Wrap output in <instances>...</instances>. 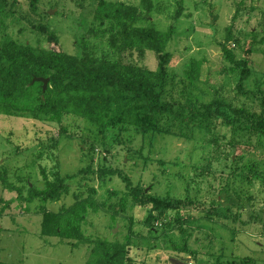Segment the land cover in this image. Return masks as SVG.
Wrapping results in <instances>:
<instances>
[{
	"label": "rangeland",
	"instance_id": "374dc122",
	"mask_svg": "<svg viewBox=\"0 0 264 264\" xmlns=\"http://www.w3.org/2000/svg\"><path fill=\"white\" fill-rule=\"evenodd\" d=\"M31 2L17 0L9 38L28 42L38 51L81 55L87 47L95 55L113 56L110 33L101 35L107 23L94 19L97 0H40L36 9ZM155 2L156 9L148 20L161 30L168 29L179 4L184 8L167 47L172 53L168 66L171 78L164 98L178 99L183 90L204 101L220 96L260 110L264 98V0ZM29 19L47 24L58 42L34 29ZM230 25L234 39L227 42L229 48L251 65L242 91L237 87L240 75L230 70L231 63L222 50ZM90 28H99L100 35L95 36ZM127 58L136 61L138 56L133 52ZM194 59L204 61L202 73L195 85H189L184 71ZM141 63L158 69L152 50ZM229 135L212 144L199 133L187 139L122 125L101 130L73 115L64 116L61 124L44 115L0 113V169L11 182L23 187L24 194L28 184L43 188L44 175L53 178V167L61 176H75L67 179L69 193L62 195L61 201L37 198L26 212V202L15 200L0 215V264H85L92 243L46 232L49 221L62 206H73L77 194L99 205V210L82 223L84 232L109 240L131 236L133 264H228L242 262L247 256H252L255 264H264V146L257 135L245 133L235 135L236 146H232ZM89 165L95 172L81 173ZM100 169L122 171L134 184L144 185L147 192L167 202L189 197L193 203L155 212L152 218L150 206L132 205V201L124 210L117 206L114 211L109 205L120 204L126 183L118 174ZM16 196L17 191L4 187L0 180V200ZM103 201L108 206H103ZM3 204L0 201V207ZM113 215L118 220L114 228ZM45 221L49 224L46 230Z\"/></svg>",
	"mask_w": 264,
	"mask_h": 264
},
{
	"label": "trees",
	"instance_id": "16d2710c",
	"mask_svg": "<svg viewBox=\"0 0 264 264\" xmlns=\"http://www.w3.org/2000/svg\"><path fill=\"white\" fill-rule=\"evenodd\" d=\"M40 0H32L36 9ZM17 0H0V113L5 115L48 116L58 123L66 115L82 117L91 121L101 130L122 125L133 127L141 132H163L178 134L187 139H194L201 134L208 142L216 144L222 138L235 145L239 134L257 135L258 142L264 146V98L261 109L252 110L239 106L233 100L215 96L208 101L201 100L194 94L181 91L178 99L164 98L170 82L169 63L172 53L167 49L171 42L175 24L183 13V6L171 15V24L167 30L159 29L148 16L156 9L155 0L133 2H114L97 0L94 19L107 26L101 35L110 33L113 56L95 55L87 47L81 55L52 49L38 51L28 42H21L7 36L10 20L15 16ZM239 15V9L234 19ZM31 25L40 33H47L50 41L57 43L58 36L49 32L44 22L32 21ZM148 21V24H144ZM228 35L222 50L230 61V70L238 71L237 87L244 90L245 82L251 75V65L247 58L238 59L227 42L233 38L232 25L227 27ZM95 36L100 35L99 28H90ZM83 41L85 36L82 37ZM156 54L158 69L151 70L143 62L147 51ZM137 53V60H130L127 55ZM203 60L194 59L185 68L184 76L189 85H195L201 77ZM35 77L49 78L47 88L43 81ZM182 96H187L183 99ZM64 132H68L63 126ZM222 134V136H221ZM236 146V145H235ZM95 172L89 165L85 171ZM102 173L118 174L126 183L127 191L121 197L119 205L109 207L117 211L124 210L129 201L132 205L150 206V216L155 212H164L169 207L186 206L193 201L187 197L167 202L147 192L146 187L134 184L132 179L122 171L100 169ZM53 178L44 175L43 188L29 185L27 194L23 187L10 181L7 174L0 169V180L4 187L17 191V196L8 200L1 199L0 215L15 200L26 202L23 210L30 211L29 204L39 198L42 202L61 201L69 193L68 174L61 176L58 168L53 167ZM118 192H115L117 194ZM70 208L61 207V212L54 218L45 221L46 232L57 234L68 239L85 240L93 244L85 264H133L130 248L132 238L109 240L100 236L87 235L83 228L91 212H97L99 205L92 198L80 199ZM19 206L21 207L20 203ZM103 206H108L103 201ZM112 228L117 224L113 215ZM45 229V230H46ZM252 256L242 262L228 264H255Z\"/></svg>",
	"mask_w": 264,
	"mask_h": 264
},
{
	"label": "water",
	"instance_id": "95a60500",
	"mask_svg": "<svg viewBox=\"0 0 264 264\" xmlns=\"http://www.w3.org/2000/svg\"><path fill=\"white\" fill-rule=\"evenodd\" d=\"M36 80H42L43 81V86H44V89L47 88V85H48V81H49V78H44V77H35L34 78V81Z\"/></svg>",
	"mask_w": 264,
	"mask_h": 264
}]
</instances>
